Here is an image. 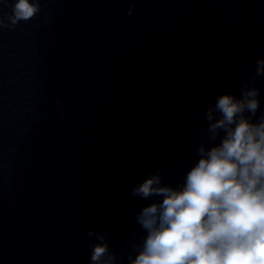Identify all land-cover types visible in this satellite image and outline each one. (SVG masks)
Segmentation results:
<instances>
[{"label":"water","instance_id":"95a60500","mask_svg":"<svg viewBox=\"0 0 264 264\" xmlns=\"http://www.w3.org/2000/svg\"><path fill=\"white\" fill-rule=\"evenodd\" d=\"M39 4L0 27V264H88L89 229L128 264L135 215L159 199L132 187L183 183L223 136L205 118L219 95L256 87L250 119L264 113V0Z\"/></svg>","mask_w":264,"mask_h":264},{"label":"clouds","instance_id":"9594fccd","mask_svg":"<svg viewBox=\"0 0 264 264\" xmlns=\"http://www.w3.org/2000/svg\"><path fill=\"white\" fill-rule=\"evenodd\" d=\"M8 4V0H0ZM8 24L27 21L40 10L39 0H11ZM134 5L129 4L126 15ZM256 75H264V58H257ZM259 107L258 89L242 87L241 96L225 93L205 110L207 132L219 143L200 145L197 161L177 187L163 185L158 172L134 185L142 199L157 197L135 215L144 229L128 264H264V113L250 119ZM250 115L245 116V112ZM90 244L88 264H116L105 236Z\"/></svg>","mask_w":264,"mask_h":264}]
</instances>
